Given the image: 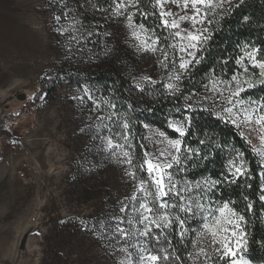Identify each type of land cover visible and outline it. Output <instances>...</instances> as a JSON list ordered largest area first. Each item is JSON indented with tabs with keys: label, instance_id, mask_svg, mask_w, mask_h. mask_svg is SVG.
<instances>
[{
	"label": "snow or ice",
	"instance_id": "obj_1",
	"mask_svg": "<svg viewBox=\"0 0 264 264\" xmlns=\"http://www.w3.org/2000/svg\"><path fill=\"white\" fill-rule=\"evenodd\" d=\"M243 2L52 0L59 5V14L53 13L58 25L54 30L62 38L65 60L88 62L97 56L95 47L100 42L93 38H107L112 33L96 31L103 25H86L83 18L89 11L100 12L106 21L123 23L138 53L155 58V78L153 74L134 76L129 92L135 89L149 97L163 96L174 104L166 118V128L175 133L174 137L140 122L147 134L138 138L130 115L137 109L130 101L125 107L118 102L122 99L118 95L98 94L100 90L87 82L80 83L71 96L77 107L87 112L80 132L90 136L105 159L122 168L127 184L126 194L93 218L90 227L81 221L102 245L120 254L118 264H250L246 213H253L254 204L244 195V201L249 202L246 208L238 209L235 200L220 198V189L241 180L251 189V181L258 177V199L264 214V96L244 95L264 86L262 49L248 42L238 43L236 67L230 76L224 68L220 72L213 69L205 76L202 91L185 92L222 21ZM149 20L151 24L146 23ZM102 50L105 56L111 52L106 39L102 40ZM220 63L226 66L229 61ZM181 98L183 102L176 103ZM198 112L230 127L251 152L259 171L253 173L246 153L230 139L221 141L206 133L195 145L189 143ZM134 140L141 154H137ZM215 151L225 153L220 176L191 177L190 169L209 160Z\"/></svg>",
	"mask_w": 264,
	"mask_h": 264
},
{
	"label": "rangeland",
	"instance_id": "obj_2",
	"mask_svg": "<svg viewBox=\"0 0 264 264\" xmlns=\"http://www.w3.org/2000/svg\"><path fill=\"white\" fill-rule=\"evenodd\" d=\"M53 13L59 5L52 0H0V264H118L120 254L81 221L90 227L126 194L123 170L80 132L87 112L71 99L78 85L61 80L48 101L38 83L53 71L81 76L103 65L133 83L158 69L154 57L132 47L122 22L91 11L84 23L112 35L93 38L100 43L92 60H65Z\"/></svg>",
	"mask_w": 264,
	"mask_h": 264
},
{
	"label": "trees",
	"instance_id": "obj_3",
	"mask_svg": "<svg viewBox=\"0 0 264 264\" xmlns=\"http://www.w3.org/2000/svg\"><path fill=\"white\" fill-rule=\"evenodd\" d=\"M239 3V0L233 2ZM139 20V17H137ZM151 20L146 23L151 24ZM248 42L253 46H258L262 49L260 55L264 57V0H244L238 7H234L231 14L222 21L220 31L214 34V40L211 48L206 53V58L193 73V82L186 83L185 92L201 90V84L205 82V76L213 69L220 72L224 68L229 76L232 70L236 67L234 58L238 54L236 45ZM222 60H228L229 63L225 66L220 63ZM54 76H65L66 81L79 85L80 83L87 82L99 89L102 95H107L110 92L114 94V98L118 95L120 100L126 107V101H130L137 110L130 113L133 123L135 125L133 131L139 138L145 135V129L140 122L148 123L153 127H159L166 130L170 136H175L170 129L166 128V118L174 107L171 99H165L163 96L152 97L136 92L132 89L131 81L127 77L125 71L119 67H112L103 65L97 67L87 74L74 75L68 71H53L44 76L39 81L41 87L40 94L46 100L50 99L57 88L58 82L61 79H50ZM244 95L253 97L264 96V86H258L255 89H250ZM49 101V100H48ZM182 98L177 100L176 103H182ZM6 108V107H3ZM151 108L152 111H148ZM194 125L192 131L189 133L188 142L195 145L198 138L203 137L206 133L215 135L218 140L230 139L233 144L239 147L246 153L251 163L253 173L259 171L255 159L252 158L251 152L239 137L234 136L230 127L223 125L214 117L209 116L207 113H195ZM137 143L136 152L141 154L139 143ZM225 163V153L215 151L209 160L203 162L199 167L190 169L189 175L193 178H199L202 175H211L212 177H219ZM252 183V188L248 189L245 181L241 180L236 185H225L220 189L221 199H231L236 201L238 209L246 208L249 201H244L243 196L247 195L250 202L254 204L253 213H246L249 220L248 233H249V251L246 254L251 264H264V219L261 218V203L258 199L260 180L257 177Z\"/></svg>",
	"mask_w": 264,
	"mask_h": 264
},
{
	"label": "water",
	"instance_id": "obj_4",
	"mask_svg": "<svg viewBox=\"0 0 264 264\" xmlns=\"http://www.w3.org/2000/svg\"><path fill=\"white\" fill-rule=\"evenodd\" d=\"M17 99H18L19 101H23V100L25 99V97H24L23 95H18V96H17ZM21 248H23V246H22Z\"/></svg>",
	"mask_w": 264,
	"mask_h": 264
},
{
	"label": "bare ground",
	"instance_id": "obj_5",
	"mask_svg": "<svg viewBox=\"0 0 264 264\" xmlns=\"http://www.w3.org/2000/svg\"><path fill=\"white\" fill-rule=\"evenodd\" d=\"M9 169V168H8ZM9 173V171H7ZM10 174V173H9Z\"/></svg>",
	"mask_w": 264,
	"mask_h": 264
}]
</instances>
